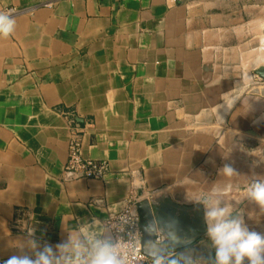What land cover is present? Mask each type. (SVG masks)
Masks as SVG:
<instances>
[{
	"label": "crops",
	"instance_id": "crops-1",
	"mask_svg": "<svg viewBox=\"0 0 264 264\" xmlns=\"http://www.w3.org/2000/svg\"><path fill=\"white\" fill-rule=\"evenodd\" d=\"M8 7L29 11L0 37V262L20 254L25 224L54 246L132 190L196 210L185 193L224 184L240 202L239 187L264 175L253 167L264 153V0H0ZM72 140L108 163L102 179L65 170ZM225 163L239 175H218ZM238 207L264 232V208Z\"/></svg>",
	"mask_w": 264,
	"mask_h": 264
},
{
	"label": "clouds",
	"instance_id": "clouds-1",
	"mask_svg": "<svg viewBox=\"0 0 264 264\" xmlns=\"http://www.w3.org/2000/svg\"><path fill=\"white\" fill-rule=\"evenodd\" d=\"M15 24L11 12H0V37L10 36ZM230 152L231 148L225 159ZM254 156L258 159L253 167L264 163L261 150ZM218 175L231 178L239 174L225 163ZM231 190L230 185L211 183L205 190L185 193L188 203L202 209L205 239L201 243L209 251L206 256L198 253L194 236L183 233L174 218L149 220L143 226L147 238L143 242L140 238L139 249L124 245L127 220L110 226L92 218L66 229V238L54 246L41 244L34 238L35 229L25 224V239L15 245L20 254L0 264H140L138 257H143V264H264V232L250 229L238 207L247 201L264 208V175L254 173L239 187L240 202L227 198Z\"/></svg>",
	"mask_w": 264,
	"mask_h": 264
},
{
	"label": "built area",
	"instance_id": "built-area-1",
	"mask_svg": "<svg viewBox=\"0 0 264 264\" xmlns=\"http://www.w3.org/2000/svg\"><path fill=\"white\" fill-rule=\"evenodd\" d=\"M169 1L188 3L192 0ZM28 11L29 9L27 8L17 9L14 7H8L0 12H11L12 15H16ZM108 169L109 166L105 160L97 161L84 157L81 152V144L78 140H72L70 142L68 147V158L65 164L66 171L91 179H102ZM137 202L138 197L135 191L132 190L127 199L124 200L121 208L118 211L111 213L104 222L112 226L127 220L124 245L125 247L135 246L136 249H139L142 231L139 226V214L136 206ZM138 259L140 264H143V257H138Z\"/></svg>",
	"mask_w": 264,
	"mask_h": 264
},
{
	"label": "water",
	"instance_id": "water-1",
	"mask_svg": "<svg viewBox=\"0 0 264 264\" xmlns=\"http://www.w3.org/2000/svg\"><path fill=\"white\" fill-rule=\"evenodd\" d=\"M257 74L264 78V68L257 71ZM139 214V226L142 231L141 242L146 239V235L143 233V226L151 220L153 217L165 220L168 218H174L178 221L179 229L183 233L194 236L195 240L204 235L205 226L202 220L201 208L180 206L172 202L169 198H164L157 205L149 202L148 199H140L136 203Z\"/></svg>",
	"mask_w": 264,
	"mask_h": 264
}]
</instances>
